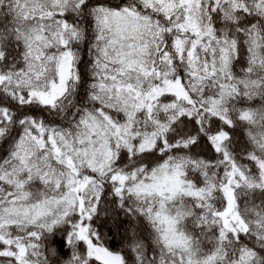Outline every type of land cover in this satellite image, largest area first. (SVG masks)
Masks as SVG:
<instances>
[{"label": "snow or ice", "instance_id": "6c2138e0", "mask_svg": "<svg viewBox=\"0 0 264 264\" xmlns=\"http://www.w3.org/2000/svg\"><path fill=\"white\" fill-rule=\"evenodd\" d=\"M0 264H264V0H0Z\"/></svg>", "mask_w": 264, "mask_h": 264}]
</instances>
